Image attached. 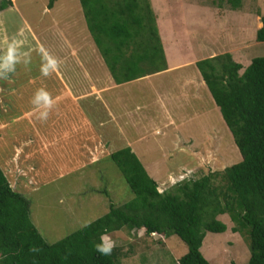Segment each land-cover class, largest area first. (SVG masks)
<instances>
[{
	"label": "rangeland",
	"instance_id": "rangeland-1",
	"mask_svg": "<svg viewBox=\"0 0 264 264\" xmlns=\"http://www.w3.org/2000/svg\"><path fill=\"white\" fill-rule=\"evenodd\" d=\"M10 1L11 4L0 11V56L6 50L3 41L6 38L8 40L16 38L22 44L21 55L28 54L30 63L17 64L15 73L9 74V79H0V120L2 123L11 122L4 128L8 132L13 131L12 117L31 105L33 97L30 95L32 88L30 80H38L35 76L39 72L38 67L41 68L44 49L48 48L49 51L51 49L52 52L61 55L62 52H70L75 48L76 51L80 50L76 52L80 59L83 55L81 52H84L87 69L97 61L107 67L87 29L79 0ZM150 2L156 20L158 17V26L167 47L170 63L196 62L230 50L234 60L245 67L254 56L264 55V43L258 42L255 36L256 30L260 27V17L264 15V0H241L240 6L236 9L232 8L228 0H150ZM171 35L179 39L177 47L181 50L178 54ZM70 54L66 53L68 60L65 59L64 65H70L76 60L74 57L77 55L74 52ZM197 71L193 63L180 71L153 77L151 81L133 82L120 88L122 92L127 88L135 95L129 103L134 106L135 126L128 127L125 132L130 139L143 136L142 141L139 140L140 142L135 145L142 146L145 154L137 156L140 157L149 175L157 180L159 191L172 187L182 179H195L211 171H221L225 166L241 159L219 112L211 109L209 98L188 100L187 105L180 108L181 115L186 111L193 114L194 118L190 119L193 120L192 123L188 122L185 127L177 130L173 126L164 128L162 121L167 115L162 105L165 97L161 88L176 89L178 84L173 81L174 77L181 78L185 74ZM158 82L162 83L159 89ZM21 91L22 97H19ZM187 92L193 93V89L190 87ZM61 97L60 91H54L53 99L57 103L54 106L58 107L54 109L55 115L60 116L65 113L64 110H69V116L72 117L73 114L74 118H71L73 121L70 131L63 127L66 122L59 124L60 129L55 123H51L55 124L54 135L61 138L55 140H63L54 148L55 153L52 157L57 156L61 160L64 155V159L69 161L62 163L54 161L47 165L52 167L51 169L39 160L35 163L22 162L23 168L8 169V175L12 180L9 176V180L7 179L13 189L28 198L31 220L49 243L62 239L102 216L109 210L110 204L119 205L133 197L116 165L108 158L110 153L103 155V150L99 151L96 147L93 151L89 150L92 153L87 155L91 161L89 159L87 162L88 158L81 159L73 148V144L81 140L83 134L89 135V131H92L89 123L97 116V102V107L93 103L83 107V101L80 105L77 103L78 100H63ZM181 102L183 99L178 105ZM66 103L68 109L64 106ZM170 110L173 111L171 106ZM139 117L144 120L143 124L138 120ZM83 123H86L85 129ZM21 124L17 122L16 128ZM78 124L82 133L76 136ZM107 127L110 128L109 123ZM30 128L26 126L25 129ZM155 128H159L158 133L155 132ZM119 131L120 128L116 127L113 134L118 136ZM102 132L99 137L109 140L105 130ZM26 139L27 137L19 139L20 143L17 142L20 146L16 152L18 158L21 148L33 149L32 143ZM85 139L88 140V137ZM62 146L66 149L70 146L69 159L65 156L67 152L59 153L61 150L57 148L63 149ZM82 160L87 163L82 164ZM154 162L157 168L149 169V165ZM63 164L67 169L62 168L60 172L58 169ZM75 164L77 167L73 168ZM53 165L58 167V172ZM215 182H219V179ZM218 219L223 221L227 228L220 233L206 232L200 247L202 254L211 264H245L250 257L246 233L233 232L231 227L234 223L226 214L219 215ZM108 236L116 242V248L124 253L120 264H171L187 252V245L174 234L168 237L159 234L147 236L142 230L128 232L124 228Z\"/></svg>",
	"mask_w": 264,
	"mask_h": 264
},
{
	"label": "trees",
	"instance_id": "trees-1",
	"mask_svg": "<svg viewBox=\"0 0 264 264\" xmlns=\"http://www.w3.org/2000/svg\"><path fill=\"white\" fill-rule=\"evenodd\" d=\"M79 2L87 29L116 84L167 68L150 0ZM228 2L233 9L241 4V0ZM10 4L0 0V11ZM260 21L255 36L264 43V15ZM194 65L241 159L221 171L182 179L159 191L158 182L131 148L117 149L108 158L133 197L110 204L105 214L53 243L39 233L28 198L10 186L0 168V264H120L124 253L119 249L102 256L95 247L102 233L124 228L142 230L147 236H178L187 252L171 264H211L200 247L206 232L226 230L218 219L225 214L234 223L233 232L247 235L250 257L245 264H264V55L254 56L245 67L230 52L199 59Z\"/></svg>",
	"mask_w": 264,
	"mask_h": 264
},
{
	"label": "crops",
	"instance_id": "crops-1",
	"mask_svg": "<svg viewBox=\"0 0 264 264\" xmlns=\"http://www.w3.org/2000/svg\"><path fill=\"white\" fill-rule=\"evenodd\" d=\"M259 24L261 27L262 22L260 21ZM171 37H172V42H174V45H175L176 53L178 54L181 50V48L177 47L179 45V41H178L179 39L174 35H171ZM65 41L66 39L64 38V42ZM162 44H163V50H164L166 64H167L166 69L131 80V81H128V82H124L121 84H116L114 82L109 70L106 69L107 67L105 68V66L102 65L100 61L93 62L92 65H89V68L87 69L86 56L84 52L83 53L81 52V55L83 54L82 55L83 59L82 58L80 59V57H78L76 53L80 50L76 51L75 48H72L70 52H66L68 55L70 53L73 54L74 52L77 55V57L76 56L74 57V59L76 60L72 64L64 65L63 63L65 59L68 60V56L66 55V53L62 52L61 55H57L55 52H52L51 49L49 51L48 48H46L44 49V55L45 56L50 55L58 61V70L52 72L50 76H44L41 74V68L38 67L39 72H37V75L35 76L36 78H38V80H30L31 81L30 84L32 87L31 94H30L31 98L34 97L38 89L44 88L52 95V97L54 96V91H60V95L62 96L61 98L63 100L75 99V101L78 100L77 103H79L80 105H81V101H83L84 103L83 107L89 106L91 103H93L95 107L98 106L97 116L95 117V119L91 120L89 123V125L92 127V131L91 130L89 131V135L83 134V136L81 137V140H77L76 144H73L74 145L73 148L77 151L80 158L84 157L85 160L88 158L87 162H89L90 153H92V151L96 147L99 151L101 149L103 150V155L106 153H112L113 151L117 150L119 147L123 148L126 146L130 147L131 150L136 155L138 156L144 155L145 151L142 149V146L139 147L135 145L137 144V142H140L139 140L143 139V136H138L136 138L130 139L125 132L127 131L128 127L132 128L135 126L134 106H131L129 104L131 102V99H133L135 95L131 93L129 89L127 88H124L123 92L120 88L124 85L127 86L128 84H132L133 82L151 81L153 77L160 76L162 74L171 73L176 70L180 71L181 69H185L187 66H190L193 63H195V61L189 62V63L179 62L178 64L170 63L169 58H168L167 47L164 44V41H162ZM228 52H230V50H228ZM23 55L25 54L23 53ZM197 72L185 74L181 76V78L174 77L175 79L173 81L178 84L177 85L178 88L173 89V90H170L169 87H166V88L162 87V83L158 82L157 89H159V87L160 88L162 87L161 91H164L162 92V94L165 97L164 103L162 104L164 105L163 108L167 115L164 117L162 121L164 128L167 126H173L174 129L177 130L180 127L181 128L185 127V125L188 124V122L190 123L193 122V120H190L194 118L192 113H189V112L187 113L186 111V113L181 115L182 112H180V108L182 106H186L187 105L186 102L188 100H194V99L201 100L204 97L209 98V101L211 102V109H213V111L219 112V108L215 104L209 90L207 89V86L204 80L202 79L199 70ZM190 87L193 89V93L187 92ZM64 95L66 97H64ZM19 97H22V91L20 92ZM182 99H183V102L179 103L178 105V102L181 101ZM3 100L5 99L3 98ZM13 101H16V100H13ZM96 102H97V106H96ZM64 106H66L68 109L67 103ZM170 106L173 108V111L170 110ZM35 107L37 106H34L31 102V105L28 107V109H22L18 113H16L14 117H12L13 119L11 121H14V126H13V131L11 132H8L4 129L5 127L7 128V126L10 125L11 122L2 123V121L0 120V151L2 153L0 154V157L1 155L3 156L0 158V168L2 169L4 175L6 176L8 180H9V177L12 180L11 176L8 175V169L9 168L11 169L23 168L24 165H22V162L35 163L39 160L40 163L47 166L48 164L54 161L58 163L69 161L67 159H64V155L61 158V160L57 156L52 157V154L54 155L55 153L54 148L63 142V140L62 141L55 140V139L59 140L61 138H59V135L57 136L54 135L53 127L56 124L55 126L58 129H60L59 124H63L66 122L65 126L63 127L65 130L68 128V130L70 131L71 124L73 121L71 118H74L73 114H72V117H70L69 116L70 111L64 110L65 113H62L60 116H56L54 113L55 111L54 109L58 107L54 106L49 113L48 119L46 121H41L37 119V117L39 115V112L42 109L37 107V110L34 111ZM218 114L221 116L220 112ZM174 115L176 116L173 117ZM58 120H60V123H58ZM138 120L140 121L141 124H143L144 122L143 119L139 117ZM17 122H21L22 124L20 125V127L16 128ZM51 123H55V124H51ZM108 123L110 125V128L107 127ZM26 126H30L31 127L30 130H26L25 129ZM82 126L85 129L86 123H83ZM116 127L120 128V131L118 132L119 137L113 134V131L115 130ZM158 129L159 128H155L156 133L159 132ZM186 129L189 130V128H186ZM102 130H105V133L109 135L108 136L109 140H104L102 139V137L101 138L99 137L100 134L103 133ZM79 133H82V130H81L80 125L78 124L75 135L78 136ZM25 137H27L26 140L29 141V143L30 142L32 143L33 149L22 150L21 148V153L18 154L20 158H18V156L16 155V152H17V148L18 147L20 148L18 144L20 143L19 139H23ZM86 137H88V140L85 139ZM26 140L24 142H26ZM81 142L82 144H80ZM62 148L63 149L57 148L58 150L59 149L61 150L59 151V153L63 154L67 152V155L65 156H67V158L69 159L70 154H71L70 146H67V149L66 147L64 148L63 146ZM89 150H92V151H89ZM85 160L84 162L82 160L81 163L82 164L87 163ZM14 164L16 166H14ZM76 164L74 165L73 168H76L77 165H79V164L77 165ZM44 165L42 166L43 169H45ZM55 166L56 165H53V168H55L57 172L58 170L61 172L62 168L67 169V167L64 164L61 167H59L60 169H58V167H55ZM47 167L49 169L52 168L50 166H47ZM151 167L157 168L156 163L154 162L150 164L149 169Z\"/></svg>",
	"mask_w": 264,
	"mask_h": 264
},
{
	"label": "clouds",
	"instance_id": "clouds-1",
	"mask_svg": "<svg viewBox=\"0 0 264 264\" xmlns=\"http://www.w3.org/2000/svg\"><path fill=\"white\" fill-rule=\"evenodd\" d=\"M6 50L2 56H0V79H9V74L15 73L16 65L23 62L25 65L30 63V56L25 54L23 57L20 52L22 46L21 42L16 38L3 41ZM32 51V49H29ZM41 74L44 76H50L52 72L58 70V61L50 56L42 54ZM32 104L42 109L39 112L37 119L46 121L48 119L51 109L55 105V100L52 95L44 88H40L36 91ZM34 108V111L37 110ZM116 247V242L107 235L106 232L100 236V243L96 245L95 251L102 256H110L113 249Z\"/></svg>",
	"mask_w": 264,
	"mask_h": 264
}]
</instances>
